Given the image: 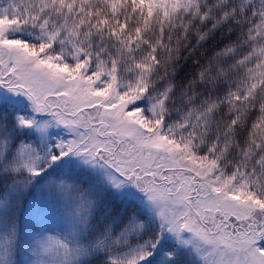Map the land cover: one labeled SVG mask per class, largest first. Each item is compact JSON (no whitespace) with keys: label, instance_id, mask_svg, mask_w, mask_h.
Segmentation results:
<instances>
[{"label":"snow or ice","instance_id":"obj_1","mask_svg":"<svg viewBox=\"0 0 264 264\" xmlns=\"http://www.w3.org/2000/svg\"><path fill=\"white\" fill-rule=\"evenodd\" d=\"M0 264H264V0H0Z\"/></svg>","mask_w":264,"mask_h":264}]
</instances>
